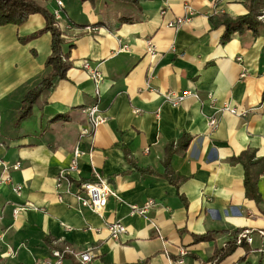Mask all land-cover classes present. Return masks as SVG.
<instances>
[{"label":"crops","instance_id":"0c3cea01","mask_svg":"<svg viewBox=\"0 0 264 264\" xmlns=\"http://www.w3.org/2000/svg\"><path fill=\"white\" fill-rule=\"evenodd\" d=\"M34 1L60 10L71 68L18 121L21 100L44 74L51 35L20 41L44 29L38 14L0 27V264H35L63 246L89 252V264H264V173L257 204L245 195L242 165L231 162L245 151L264 159V26L221 45L224 28L210 21L245 15V0ZM186 5L191 20L168 28ZM122 16L130 22L118 24ZM84 61L102 75L98 105L107 118L91 141L79 137L82 110L97 102ZM168 92L191 95L173 107ZM183 134L192 138L187 149L170 148ZM76 147L83 155L73 191L99 175L116 194L102 216L57 186ZM149 202L144 215L132 214ZM113 222L126 229L117 240L106 229ZM242 232L251 243L216 261Z\"/></svg>","mask_w":264,"mask_h":264},{"label":"trees","instance_id":"16d2710c","mask_svg":"<svg viewBox=\"0 0 264 264\" xmlns=\"http://www.w3.org/2000/svg\"><path fill=\"white\" fill-rule=\"evenodd\" d=\"M79 1L94 6L95 2L98 0ZM109 1L129 2L130 0ZM244 6L246 9L245 15L236 18H232L225 14L211 17L210 21L213 27L222 26L224 28V32L220 39L221 45L226 44L235 33L251 31L253 35H257L258 28L264 26V21L260 19L264 14V0H245ZM35 14L41 15L44 19V29L26 40L20 41H29L38 37L43 32H48L51 35V53L45 63L44 74L36 82L33 89L21 100L18 121L28 117L33 107L46 103L51 90L57 83L66 79V74L71 68L68 52L66 53L63 49L65 40L62 37V33L53 14L33 0H0V27L6 25L20 26L26 22L31 15ZM128 22H130V20L123 16L118 19V24L120 25ZM59 118L64 119V116H59L57 119ZM191 140L192 138L190 136L183 134L180 140L176 143L169 144V147H175L180 151H185ZM231 162L241 164L244 169V188L246 197L257 204L260 203L261 197L257 189V179L264 173V159L255 161V153L253 151H245L238 157L233 158ZM205 239H207V235L197 238L198 241ZM242 241L243 240H241V243ZM49 244H51V242ZM237 244L236 238H234L226 243L223 248L217 250L215 252L216 261L230 255L236 249Z\"/></svg>","mask_w":264,"mask_h":264},{"label":"built area","instance_id":"2783aa9c","mask_svg":"<svg viewBox=\"0 0 264 264\" xmlns=\"http://www.w3.org/2000/svg\"><path fill=\"white\" fill-rule=\"evenodd\" d=\"M56 4L58 5L59 8L63 7V4L60 1H56ZM164 13L165 12L162 11L161 15H163ZM194 14L195 12L191 8V6L186 5L184 7V16L180 18H176L173 21H170L167 24V27L177 29L181 27L183 24L190 21L191 18L194 16ZM54 17L56 21L60 18V10L55 11ZM260 19H264V14L262 17H260ZM126 50H127V46L124 45L121 48V51H126ZM149 55L153 57V49L151 48V46H149ZM82 69L85 70V72H87L89 78L92 80L94 84V97L96 98L97 102L91 106L85 107L82 110V113L85 116V125L81 128L79 137L80 139H87L91 141L95 130L99 126L104 125L107 122L106 116L102 113L98 105V100L100 97L99 84L102 81V75L97 69H92L89 63L86 61L82 63ZM187 95H191V94L188 92L177 95L172 92H168L164 94V98L165 101H167L171 106L174 107L181 104L185 100ZM230 112L239 116H243L245 114L243 112H236L234 110H230ZM215 125H216V121L212 119L210 121V126L214 127ZM82 155L83 152H81L76 147L73 151L72 160L70 162L68 169L58 174L57 186L60 187L62 183H65L66 193L73 194L82 208L102 216L107 206L108 198L109 197L116 198V194L107 185L106 180L100 177L99 175H96V178L93 182L80 183L78 188L75 190V192L73 191L74 186L71 180V175L75 173V171L77 170L78 160L81 158ZM18 168H19V164H16L13 169L16 170ZM20 189L21 188L18 187L15 188L14 191L19 192ZM152 207H154V204L152 202H149L143 208H139V209L133 208L131 212L132 214L144 215L146 211ZM18 212H20V209L14 210V215L17 214ZM106 229L108 231L109 237L112 240H117L126 233L125 227L119 222H113L106 225ZM241 240H245L246 242L251 243V239L248 237L247 232H242L238 236L237 243L240 244ZM181 255L183 256L184 253L182 252ZM67 258H71L74 260L72 264H89L92 261L89 252L79 253L71 249L69 246H63L60 248H54L50 253V259L39 261L36 262L35 264H64V261ZM168 264H184V261L180 259L175 262H169Z\"/></svg>","mask_w":264,"mask_h":264},{"label":"rangeland","instance_id":"374dc122","mask_svg":"<svg viewBox=\"0 0 264 264\" xmlns=\"http://www.w3.org/2000/svg\"><path fill=\"white\" fill-rule=\"evenodd\" d=\"M34 1V0H33ZM56 1H60L61 3H62V0H56ZM34 2H36V1H34ZM37 3V2H36ZM38 4V3H37ZM63 4V3H62ZM58 6V5H57ZM261 20H263L264 21V19H261ZM57 22V21H56Z\"/></svg>","mask_w":264,"mask_h":264}]
</instances>
